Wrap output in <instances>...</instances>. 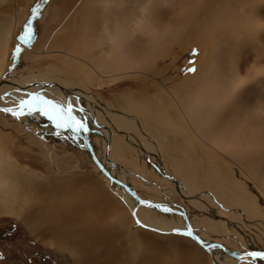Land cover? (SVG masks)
<instances>
[{"label":"bare ground","instance_id":"bare-ground-1","mask_svg":"<svg viewBox=\"0 0 264 264\" xmlns=\"http://www.w3.org/2000/svg\"><path fill=\"white\" fill-rule=\"evenodd\" d=\"M4 1L6 0H0V3ZM132 1L83 0L80 20L75 21V27L86 37L81 38L79 43L84 56L71 52L57 53L58 57L72 58L79 64L86 62L82 78L99 89L112 87L133 77H142L145 81L149 78L152 80L158 78L151 71V63L145 60L139 48V41L144 34L156 37V41L158 38L157 46L163 43L162 40L167 42L177 39L180 42L181 38L187 41L189 37L198 39L200 44H204L203 55L206 56L211 52L208 47L213 44L214 39L211 40L213 35L215 38L225 39L234 33L244 36L247 32L248 36H252V33L259 34L260 29L264 27V0H176L169 5L170 17L169 15L163 17L159 12H155L151 6L155 1L151 0L139 5V13L137 12L136 15L133 13ZM178 4L185 6L176 10ZM19 15L21 12L18 11L12 18H9L10 15L5 16L11 20L0 19L2 20L0 22L1 111L9 106L14 109V105H21V101L32 99L28 102L33 103L35 100L39 102L41 96L38 97V94L41 93L49 97L43 100L51 101L50 105L58 101L64 112L71 105L76 120L84 122L88 128L86 133L73 132L79 138V143L81 142L83 147L86 146L84 150L90 155L95 165V173L103 188L115 203L129 208L140 228L157 230L163 234H183L189 236L198 245L200 240L205 246L211 247L210 250H206L199 245L214 258L213 262H209L210 264H264V252H262L264 251V137L258 142L252 141L247 137L244 126L242 129L238 128L241 130L233 129L231 126L220 125L217 119L226 110H230L229 114L236 118L238 111L235 112L229 104L234 97L239 100L240 88L245 89V97H253L258 102L262 100L264 66L260 63H252L254 65H250L252 69L249 67L251 71L247 81L244 80V84L233 89L228 88L231 84L226 80L222 82L220 79L216 85H213V78L209 77L208 73H205L203 82L199 80L200 84H198L201 85L203 94H199L200 90L189 91L190 93L186 92L187 94L182 98L175 92L176 86L166 87L173 101V106L169 108L154 109L148 103L144 104L124 95L120 97L121 99L118 98V104L124 106L122 113L123 111H118L110 105L100 104L94 95L83 92L81 84H70L67 78V81L59 79L56 74L50 72L5 78L11 40L15 39V33L21 24ZM180 30H183L184 35L178 34ZM262 37L263 35L260 39ZM15 41L19 43L17 39ZM24 48L32 52L30 48L26 46ZM219 85L225 92L221 96L216 95V87ZM36 95L38 96L34 99ZM242 103L237 102L236 109L240 108ZM33 105L36 106L35 103ZM80 109L83 111L81 112ZM7 110L4 112L14 113L9 108ZM171 110L174 111V115ZM51 113L56 121L51 125L47 123L48 126L50 125L56 133L62 131V127H57V123H63V118L54 112ZM130 114L143 117L146 123L143 124L138 118H130ZM184 120L188 123V127H184ZM151 122L157 126H151ZM112 128L138 155L134 163L133 160L130 162L133 163L132 166L126 165L131 159L128 160L121 153L122 150H118L119 146ZM258 129L264 132L263 128ZM169 133L174 134L176 138L178 136L182 138L181 142L175 140V148H171L168 142ZM248 136L250 137L249 134ZM213 151L217 152L220 158L215 157ZM82 173L80 179L85 177ZM61 175L48 177L28 166H21L0 144V216L25 219L26 214L23 209L31 203L25 193V187L32 188L37 181L50 187L56 185L55 188L59 185L61 189L77 181L76 175L72 172L69 175ZM211 175L215 181L212 180ZM201 179L205 184L200 183ZM138 185L145 188L141 190V194L144 192L142 196ZM173 185L177 189H173ZM121 193L126 194V198L117 195ZM139 196L144 201L146 199L149 201H133ZM174 197L178 202L173 199ZM65 206L64 204L63 208ZM152 210L167 215V219L154 217ZM28 219L23 221L26 224L30 223L28 227L32 229L33 226ZM112 219L116 226L112 225L118 231L124 230L130 246L132 244L137 248L143 247L140 237L131 227L128 216L117 213ZM250 244H256L253 251L249 248ZM49 246L55 247L62 253H68L72 259L76 256L74 250L62 243L52 242ZM258 249L262 250L258 251ZM253 253L256 255L253 256Z\"/></svg>","mask_w":264,"mask_h":264},{"label":"rangeland","instance_id":"rangeland-1","mask_svg":"<svg viewBox=\"0 0 264 264\" xmlns=\"http://www.w3.org/2000/svg\"><path fill=\"white\" fill-rule=\"evenodd\" d=\"M82 1L6 0L0 3V19L2 18L4 21L11 20L9 18H12L18 11L21 12V15H19L21 24L17 29V33H15V39L19 43L15 39L11 40L5 78L9 79V77L21 76V74L25 76L27 74L50 72L56 74L59 79H65V81L68 79L67 82H70V84H81L83 92L94 95L100 104L110 105L124 113L122 108L124 106L118 104V98H122L124 95H128L133 100L144 104L148 103L154 109L169 108L173 106V101L169 97L166 87L172 88L176 86L177 89L174 91L182 98L187 93H190L189 91L196 92L200 90L199 94H203L201 85L198 86V84H200L199 80H201V83L203 82L205 73H208V76L213 78V85H216L217 81L221 79L222 82L226 80V82L230 83L231 86H228V88L233 89L247 81L246 79L251 71L249 67H251L252 63H260L264 66V27L260 29L259 34L252 33V31V36H248L247 32H245L244 36L234 33V35L231 34L225 39L215 38L213 35L211 38V40L214 39L213 44L208 43L211 44L208 47L211 52L206 56L203 55L204 44H200L198 39L189 37L187 41V39L183 40L184 38H181L182 41L180 42L177 39L167 42L162 40L161 42L163 43L158 44V48L157 42L159 39L157 38L158 41H156V37L144 34L141 41H139V48L145 60L151 63V71L158 78L156 80L149 78L145 81L142 77H133L112 87L99 89L93 83L82 78L84 77L86 62L79 64L72 58H63L57 55V53L71 52L78 56H84V51L79 47V43L81 38L85 39L86 37L84 33L78 32L75 27V21L80 20ZM144 1L148 2V0L132 1L134 14L138 15V7ZM151 1H155V3L151 4L155 9L154 11L159 12L163 17H167L170 14L171 7L169 5L171 2H176V0ZM184 6V4H178L176 5V10H180ZM8 15H10L9 18H6ZM29 24L31 25L30 28L27 27ZM179 32V35H184L183 30ZM261 35L263 37L260 39ZM24 46L30 48L32 52L27 51ZM153 48L157 49V53H155L156 51ZM245 51L247 52L245 53ZM48 56L51 57L48 58ZM39 57L41 58L39 59ZM34 58H37V60ZM191 68H195L196 71H189ZM244 80L245 82H243ZM255 81L257 82V80ZM220 86L216 87V95L218 96L225 93ZM238 93L239 100L234 97L229 104L235 112L238 111L236 118L229 114L230 110H226L217 118L218 123L223 126H231L237 130H241L244 126L243 129L247 132V137L252 141L258 142L264 137L262 135L264 134L263 130L258 129H264V94L261 95L262 100L258 102L253 97L254 100L250 97H245L246 91L244 88H240ZM38 95L34 98H37V96H41L40 98L42 99L49 98L45 96V93ZM31 100L28 101L31 102ZM237 102L238 104L243 102L238 109L235 106ZM33 103L27 104L23 112H21L20 104L14 105V109L11 106L8 107L10 111L19 113V118L10 112L7 113L0 109V144L21 166H28L37 171V173L48 177H56L61 174V176L69 175L72 172V174L76 175L77 181L75 182L76 184L71 182V185H65V189L62 188V192L59 185V188L58 186L55 188L56 185L50 187L41 184L39 181L34 183L35 187H25L28 200H31L30 206L28 205L23 209L24 214H26L25 219L30 217L28 220L35 231L33 230V232L28 227L30 223L26 224L23 221L25 219L21 220L17 217L1 215L0 264H210L209 262L214 261V258L189 236L175 233L163 234L157 230L140 228L134 219V215L129 212V208L115 203L109 197V193L103 188L98 175L95 173V165L90 155L84 150L86 146L83 147L81 142L79 143L80 140L75 136V133L68 128H62V131L56 133L50 126L51 123L55 124L56 120L49 119L44 112H54L63 118V115L61 116L64 113L61 108L62 105L58 101L53 103L55 107H53V104H40L36 100ZM29 108L32 109L31 114H28ZM39 109L43 110V112L38 111ZM256 110L257 112H255ZM172 113L174 115V111ZM130 115V118H138L143 124L146 123L143 117L135 114ZM47 123L50 125L48 126ZM150 125L157 126L153 122ZM184 127H188L186 120H184ZM111 130L115 134V139H117L118 150H122L121 153L128 160L131 159L126 165L132 166L138 155L133 152L132 147L129 148L126 142L121 140L115 129L112 128ZM167 136H169L168 142L171 148H175L174 142L176 139L179 142L182 141L180 136L176 138L172 133ZM43 144H45V147ZM213 152L215 157L220 158V155L216 154L217 152ZM171 154L173 153L171 152ZM177 155L179 156L180 154ZM167 159L169 158L167 157ZM132 160L133 163H130ZM80 173L85 177L80 179ZM211 178L215 181L212 175ZM79 181L82 183H77ZM200 183L205 184V181L203 180ZM67 186L68 188L66 189ZM137 187L140 190V194L142 188L145 189L142 185ZM172 188L177 189L174 185ZM117 195L123 198L127 196L124 193ZM141 196L133 201H149L148 199L144 201ZM173 199L178 202L175 197ZM77 201L78 203H76ZM64 204L66 206L63 208ZM117 213H122L129 217L133 231L137 232L142 241V248H137L131 244L133 246L132 249L129 245L130 243L128 244L129 241L124 230L118 231L114 227L116 223L112 217ZM152 215L156 218L167 219V215L158 211L152 210ZM111 221L114 223H111ZM112 230L113 232H111ZM57 231L58 233L56 234ZM47 237L49 238L47 239ZM52 242L66 245L69 249L74 250L76 256L72 259L68 253H62L57 251L55 247H50L49 245ZM255 246L256 244H250V250L252 249L253 251ZM261 250L258 249V251ZM262 252L264 251L262 250Z\"/></svg>","mask_w":264,"mask_h":264},{"label":"snow or ice","instance_id":"snow-or-ice-1","mask_svg":"<svg viewBox=\"0 0 264 264\" xmlns=\"http://www.w3.org/2000/svg\"><path fill=\"white\" fill-rule=\"evenodd\" d=\"M27 27H31V25L29 24ZM189 71H192V72H195L196 69L195 68H191L189 69ZM36 99V98H34ZM39 103H47V104H51L52 102L51 101H45L43 100L42 98H39ZM28 102L27 101H21V112H23L25 106H27ZM4 111H8L7 109H5ZM31 111L32 109L29 108V113L28 114H31ZM43 111V110H42ZM80 111L82 112L83 109H80ZM45 115H48L49 119H55V116L48 113V112H44ZM12 115L16 116L17 118H19V113H12ZM63 115V123H57V127H62V128H68L74 132H88V128L86 126V124L82 121H77L76 120V117L74 115V112H73V109H72V106L69 105L68 108L66 109V111L62 114ZM139 223V221H138ZM253 256H255L256 254L253 253L252 254Z\"/></svg>","mask_w":264,"mask_h":264},{"label":"water","instance_id":"water-1","mask_svg":"<svg viewBox=\"0 0 264 264\" xmlns=\"http://www.w3.org/2000/svg\"><path fill=\"white\" fill-rule=\"evenodd\" d=\"M38 111H40V112H43L42 110H38ZM48 113H50V114H52L51 112H48ZM53 115V114H52ZM199 245L201 246V247H203L204 249H206V250H210V246H205L204 245V243L203 242H201L200 240H199ZM215 245V244H214ZM218 246V245H217ZM220 247H222L221 245H220ZM222 248H224V247H222Z\"/></svg>","mask_w":264,"mask_h":264}]
</instances>
